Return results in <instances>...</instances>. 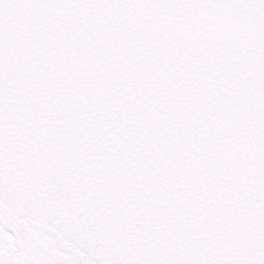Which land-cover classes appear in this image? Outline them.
<instances>
[{
  "label": "snow or ice",
  "instance_id": "6c2138e0",
  "mask_svg": "<svg viewBox=\"0 0 264 264\" xmlns=\"http://www.w3.org/2000/svg\"><path fill=\"white\" fill-rule=\"evenodd\" d=\"M0 264H264V0H0Z\"/></svg>",
  "mask_w": 264,
  "mask_h": 264
}]
</instances>
